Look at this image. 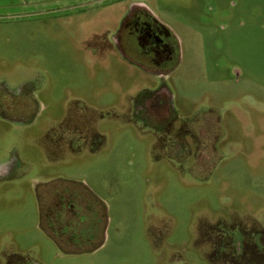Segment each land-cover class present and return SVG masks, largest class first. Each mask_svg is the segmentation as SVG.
Listing matches in <instances>:
<instances>
[{
  "label": "rangeland",
  "instance_id": "obj_1",
  "mask_svg": "<svg viewBox=\"0 0 264 264\" xmlns=\"http://www.w3.org/2000/svg\"><path fill=\"white\" fill-rule=\"evenodd\" d=\"M140 4L179 42L164 77L115 43ZM158 89L170 128L141 112ZM217 237L264 264V0H0V264H229Z\"/></svg>",
  "mask_w": 264,
  "mask_h": 264
},
{
  "label": "flooded vegetation",
  "instance_id": "obj_2",
  "mask_svg": "<svg viewBox=\"0 0 264 264\" xmlns=\"http://www.w3.org/2000/svg\"><path fill=\"white\" fill-rule=\"evenodd\" d=\"M115 43L124 56H130V59L134 61L132 63L157 74L159 77L169 74L179 62V42L171 31L159 23L149 9L142 4L131 8L121 25ZM6 92L9 91L7 90ZM9 93L7 95H11ZM169 101L168 94L158 89L144 100L141 112L146 117L154 121L159 120L170 128L172 112ZM9 105L10 103L7 107ZM212 120L214 122L215 119ZM208 123L210 122L206 121L204 125L207 126ZM210 125L213 128L210 130L212 132L211 137L216 136L215 124L210 123ZM182 128L180 129L183 130L184 135L189 134L192 137V132L187 126L186 129ZM204 128L205 131H200V134H202L203 138H207V127ZM183 145L184 147L180 146V148L185 149L187 144L183 143ZM180 148H178V151H180ZM204 153L206 155L205 151L200 152L199 159ZM48 202L46 203V213L44 214L43 212V214L50 226V230L56 234L57 238L61 240L60 242L67 244L78 243L84 238V232H90V228L77 230L78 226L83 222L84 216L79 214V209L75 206V199L71 193L67 194V196H60L59 192L52 195L49 194ZM85 211H90L91 213V207L86 205ZM55 225L57 227H54ZM256 248L251 241L242 240L240 244H237L231 237H217L214 247L216 254L218 256L221 255V259L229 264H252ZM224 249L229 250V254H225ZM219 251L224 253L219 254Z\"/></svg>",
  "mask_w": 264,
  "mask_h": 264
}]
</instances>
